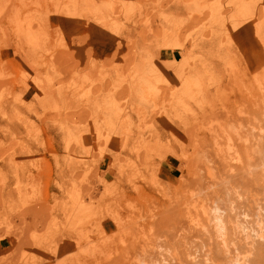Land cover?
Listing matches in <instances>:
<instances>
[{
	"label": "rangeland",
	"instance_id": "rangeland-1",
	"mask_svg": "<svg viewBox=\"0 0 264 264\" xmlns=\"http://www.w3.org/2000/svg\"><path fill=\"white\" fill-rule=\"evenodd\" d=\"M259 252L264 0H0V264Z\"/></svg>",
	"mask_w": 264,
	"mask_h": 264
},
{
	"label": "crops",
	"instance_id": "crops-1",
	"mask_svg": "<svg viewBox=\"0 0 264 264\" xmlns=\"http://www.w3.org/2000/svg\"><path fill=\"white\" fill-rule=\"evenodd\" d=\"M44 82L45 81H41V84H38V91H36L35 94L33 95L34 99L37 101L38 104H42L43 107L49 108V104L56 103V100H58L59 98H60V100L67 98L66 97L67 94H64V97H62L63 93L59 89H53V88L49 87L48 90H45L44 85H43V84H45ZM52 85H54V84H52ZM52 85H50V86H52ZM108 95H111V94H108ZM62 104L65 105L66 107L68 106V103L66 100H62ZM34 106H35V104H34ZM16 128L17 127H8V129H16ZM13 136H16V135H13ZM22 143L28 144V145L34 144L31 141L27 142L25 140H23ZM34 150H36L35 147H34ZM20 160H23V159H19V161ZM24 162H25V160H24ZM2 170H3V172H5L7 174L8 180H9L6 188L3 191L4 192L3 198L7 202H16L18 200V197H16L14 194L17 193L18 191L15 190L16 179L13 175V172H12V170L9 169V167L7 165H2ZM18 177L22 179V182H24L25 172L24 171L21 172ZM12 195L14 197L13 199L10 198V196H12ZM15 198L17 200H15Z\"/></svg>",
	"mask_w": 264,
	"mask_h": 264
},
{
	"label": "bare ground",
	"instance_id": "bare-ground-1",
	"mask_svg": "<svg viewBox=\"0 0 264 264\" xmlns=\"http://www.w3.org/2000/svg\"><path fill=\"white\" fill-rule=\"evenodd\" d=\"M168 238H170V237H168ZM259 253H261V252H259ZM255 256H256V258L254 259V261L252 263H254V264H264V253L257 254Z\"/></svg>",
	"mask_w": 264,
	"mask_h": 264
}]
</instances>
